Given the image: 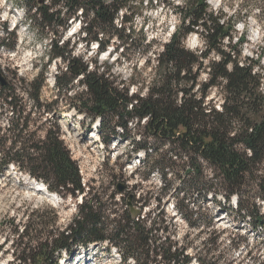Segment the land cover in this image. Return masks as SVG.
I'll return each instance as SVG.
<instances>
[{"label":"trees","instance_id":"1","mask_svg":"<svg viewBox=\"0 0 264 264\" xmlns=\"http://www.w3.org/2000/svg\"><path fill=\"white\" fill-rule=\"evenodd\" d=\"M154 1L169 2L146 3ZM220 1L228 9L233 7L234 0ZM33 2L29 10H33L32 16L44 36L68 29L79 12L84 32L80 40L86 48L95 43L97 53L103 52L111 34L122 33L123 24L128 22L122 14L120 27L114 25L118 12L127 11V0ZM241 7L228 15L223 7L212 9L208 0H181L173 6L179 24L161 46L152 76L141 80L138 90H147L144 97L129 95L128 87L109 79L107 71L99 72L96 66L88 69L82 60L71 59L69 44H59L63 34L51 41L48 50V64L60 63L54 74L55 99L49 103L41 99L45 79L43 75L36 76L24 86L32 107L17 110L14 88L0 83V110L5 107L11 114L4 128L0 123V131L4 130L0 135V174L12 164L40 182L36 186L45 184L47 192L63 200L81 199L65 225L60 224L55 208L26 211L21 227L11 220L13 263L69 264L80 251L86 254L96 247L107 252L115 249L119 264H190L193 258L198 264H218L210 249L189 255L191 242L177 248L165 235L167 225L159 216L161 212L152 220L148 215L134 217L123 197L120 207L114 201L116 192L106 198L82 182L77 163L60 139L58 125L48 119L55 117L61 99L69 100L78 114L98 120L96 129L104 144L112 137H120L119 131L125 133L130 121L135 119L139 125L145 119L143 129L157 145L133 147L134 152L144 151V160H138L135 171L146 168L142 182L149 179L151 172H157L164 187L170 172L178 182L173 187L174 207L190 228L206 226L194 217L198 210L194 207L198 199L205 201L206 194L212 193L219 207L234 210L253 231L264 229V70L258 60L242 58L246 35L242 33L237 38L235 30L242 17L244 26L248 17L264 19V0H242ZM1 32L11 34L7 28H1ZM193 33L201 42L199 53L184 44ZM116 38L122 39L120 35ZM14 46L0 38L1 49ZM203 72L207 77L199 82ZM75 83L81 87L80 92L74 91ZM131 84L137 87L140 81ZM212 89L222 100L218 109L206 102ZM34 109L37 118L32 117ZM37 121L41 122L39 126ZM47 123L49 126L42 128ZM38 132L42 136H37ZM8 141L10 145H6ZM165 145L171 155L144 167L151 154ZM161 200L159 194L153 197L156 209ZM203 244L214 246L216 239L208 237Z\"/></svg>","mask_w":264,"mask_h":264},{"label":"rangeland","instance_id":"2","mask_svg":"<svg viewBox=\"0 0 264 264\" xmlns=\"http://www.w3.org/2000/svg\"><path fill=\"white\" fill-rule=\"evenodd\" d=\"M180 1L169 0L163 4L154 1L151 4L146 3V0L142 3L140 0H127V11L118 12L114 23L116 27H120L121 15H126L128 22L122 26L124 31L113 32L106 49L97 53L95 43L86 48L80 40L84 32L80 29L82 24L79 12L75 15L76 21L69 22L68 29H58L57 33L44 36L32 16L33 10H29V7L34 5L33 0H0V29L7 28L11 33L7 35L1 32L0 38L4 43L15 45L14 49L0 48V74L5 84L15 90L17 110L20 108L27 111L26 109L32 107V101L27 98L24 86L36 76L43 75L45 79L41 99L47 103L55 99L54 74L56 66L60 63L56 62L55 65L53 61L48 64V50L51 41L57 40L62 34L58 39L59 44L63 42L69 44L71 59L82 60L89 65L88 69L91 67L94 69L96 66L99 72L107 71L109 79L116 84L120 83V86L128 87L129 95L146 96L145 88L138 90L142 87L141 80L152 76L156 65L155 58L161 51V46L168 42L179 24V16L173 13L172 7L180 4ZM241 1L234 0L233 7L229 9L227 5H221L220 0H208V4L212 9L223 7L230 15L233 10L242 8ZM255 9L253 13H257ZM244 18L242 17L235 26L237 38L242 33L246 35L247 43L242 47V58L258 60L264 70V19L248 17L245 22L247 26H244ZM118 35L122 37L121 40L116 38ZM184 44L195 53H199L201 49V42L194 33L186 38ZM206 77L205 72L201 73L199 82H204ZM138 81L140 85L137 87L131 84ZM74 91H81V87L76 83ZM221 101L215 89L209 91L206 102L210 106L218 109ZM70 105L69 100L61 99L57 103L55 117L48 119L58 125L60 139L69 150L71 158L77 163L84 184L94 187L106 198L112 191L116 192L117 184H124L126 190L123 194H117L114 199L119 203V207L122 204L120 198L123 197L124 203H131L127 207L139 211L138 216L148 215L152 220L161 212L159 216L166 220L167 225L165 235L169 236V240L175 243L177 248L191 242L193 249L188 248L189 255L195 254L196 250L210 249L213 251V259H216L218 264H264V229L253 231L248 221L243 220L234 210L228 206L219 207L217 202L213 201L212 193L206 194L205 201L198 199L194 207V210L198 209L194 217L206 223V226L201 224L197 228H190L174 207L173 187L178 186V182L171 177L170 172L166 177V187L160 181L157 172H151L148 180L141 181L146 168L138 171L135 169L138 167V160H144V151L134 152L133 147L135 148L137 144L157 145L143 129L145 119L139 125L135 119L130 121L125 133L119 131L120 137H112L108 144H104L105 140L95 128L98 120L91 121L89 117L78 114ZM1 111L0 123L4 128L11 114L5 107ZM35 111L34 109L32 113L33 118L38 117ZM40 124L41 122L37 121V126ZM48 126L49 123L42 128ZM32 129L35 130L36 126ZM3 133L4 130L0 131V135ZM37 136H42L41 132H38ZM10 144V141L6 143ZM166 145L151 154L144 167L158 159L168 158L171 152ZM35 183L40 182L34 181L12 164L0 174V264H17L16 261L13 263L14 257L11 255L14 250L11 246L13 239L11 220H14V224L20 223L21 227L26 211L36 209L48 211V208H55L59 212L60 224L65 225L76 211V206L80 204V197L75 200L69 197L63 200L59 195L49 191L38 192L34 189ZM43 185L45 187V184ZM87 190L86 187L85 192ZM130 194L133 196L132 201L128 200ZM158 194L162 200L159 209H156L153 197ZM234 202L235 199L232 198V203ZM143 203L147 205L143 206ZM148 210L152 212L149 214ZM208 237L216 239L214 246L212 244L204 246V239ZM97 249L91 247L86 254L80 251L78 258L69 264H119L115 249L112 248L109 252L104 248ZM190 264L198 263L193 258Z\"/></svg>","mask_w":264,"mask_h":264},{"label":"water","instance_id":"3","mask_svg":"<svg viewBox=\"0 0 264 264\" xmlns=\"http://www.w3.org/2000/svg\"><path fill=\"white\" fill-rule=\"evenodd\" d=\"M0 83H1V85H4L5 84V81H4V78L1 76V74H0ZM126 190V187H125V185L124 184H117V186H116V193L117 194H123L124 193V191ZM132 198H133V196L130 194V195H128V200H131L132 201ZM131 203L130 202H128L127 203V205H130ZM131 213H132V216H137L138 214H139V211H133V210H131Z\"/></svg>","mask_w":264,"mask_h":264},{"label":"bare ground","instance_id":"4","mask_svg":"<svg viewBox=\"0 0 264 264\" xmlns=\"http://www.w3.org/2000/svg\"><path fill=\"white\" fill-rule=\"evenodd\" d=\"M37 187H38V190L40 188L39 192H42V193L46 192L47 193V190L45 189V187H43V185L37 184Z\"/></svg>","mask_w":264,"mask_h":264}]
</instances>
